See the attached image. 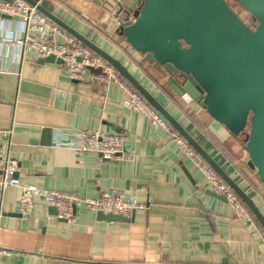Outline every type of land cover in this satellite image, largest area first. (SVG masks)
Segmentation results:
<instances>
[{"label": "crops", "instance_id": "1", "mask_svg": "<svg viewBox=\"0 0 264 264\" xmlns=\"http://www.w3.org/2000/svg\"><path fill=\"white\" fill-rule=\"evenodd\" d=\"M48 1L57 16L126 66L264 214L249 182L263 195L264 185L242 143L178 90L161 66L146 63L125 42L111 7L94 0ZM22 35L17 20L0 14V144L15 160L20 184L79 197L113 188L144 207L129 221L100 220L83 207L65 220L35 196L29 214L21 216L19 188L0 189V264H264V234L251 215L239 216L227 200L211 195L206 179L164 130L121 105V87L112 83L104 92L97 84L71 80L62 63L39 62L34 52H22L14 43ZM185 114L203 123L234 162ZM80 130L124 133L133 159L81 152L75 145Z\"/></svg>", "mask_w": 264, "mask_h": 264}, {"label": "water", "instance_id": "2", "mask_svg": "<svg viewBox=\"0 0 264 264\" xmlns=\"http://www.w3.org/2000/svg\"><path fill=\"white\" fill-rule=\"evenodd\" d=\"M25 1L108 61L229 185L264 228V214L253 199L126 66L57 16L48 0ZM94 1L114 10L120 35L146 63L161 66L178 90L232 135L245 131L241 146L264 185V0H233L257 21L254 26H249L226 0ZM42 61L61 63L53 55L40 58ZM210 192L226 200L224 195ZM132 216L97 212V218L106 221H129Z\"/></svg>", "mask_w": 264, "mask_h": 264}, {"label": "built area", "instance_id": "3", "mask_svg": "<svg viewBox=\"0 0 264 264\" xmlns=\"http://www.w3.org/2000/svg\"><path fill=\"white\" fill-rule=\"evenodd\" d=\"M0 14L14 18L22 26V38L14 42L22 49V52H34L37 59L53 55L54 59L61 60L71 80L97 84L104 92L112 83L121 87L126 92V97L121 101L123 107L144 115L154 130H164L167 139L176 144L180 155L206 179L211 191L224 195L232 210L239 216L248 213L229 185L187 144L168 120L102 56L25 0H0ZM239 15L248 23L244 15ZM8 133L4 132L3 135L8 137ZM127 139L122 132L80 130L75 145L81 152L97 154L103 160L129 161L133 159L134 154L133 151L125 150ZM2 144H0V189L19 188L17 210L21 216L29 214L35 196H41L46 205L55 207L57 217L65 220L72 219L75 210L81 207L94 212L114 213L126 218H129L135 210L144 207L136 198L113 188L100 189L94 197H79L74 193L60 190L22 185L15 174V160L9 156L7 148Z\"/></svg>", "mask_w": 264, "mask_h": 264}, {"label": "trees", "instance_id": "4", "mask_svg": "<svg viewBox=\"0 0 264 264\" xmlns=\"http://www.w3.org/2000/svg\"><path fill=\"white\" fill-rule=\"evenodd\" d=\"M228 2V4L234 8L236 11H237V7L241 8L238 4H236L233 0H226ZM237 7H236V6ZM242 9V8H241ZM249 26H254L257 24V21L254 20L253 18H249V21L247 23ZM183 111V110H182ZM185 116L198 128L200 129L202 132H204L205 134H207L212 140H213V144L215 145V147L221 152V154L225 157V158H228L231 162L233 161L234 162V157L231 156L230 152L222 145V143L215 139L212 135H210L208 133V131L206 130V127L203 125V123H200L198 120H196L194 118V116L192 114H185ZM243 135V136H246V133L245 131L242 132L241 134L235 136V138H237L241 143H244L245 142V137L244 139L242 140L240 138V136ZM238 172H240L239 175H244L243 171H240L238 170ZM249 184H251L252 187H254V192L259 196L260 198V201L262 202V209H264V195L262 194L263 192L258 189V187L252 183L251 181L249 182ZM244 190V189H243ZM245 191V190H244ZM246 192V191H245ZM239 198V197H238ZM240 199V198H239ZM243 203V202H242ZM245 206V205H244ZM246 207V206H245ZM248 213L251 215V217L253 218V220L255 221L256 225L260 228V230L262 231V233L264 234V228L262 227V225L259 223V221L255 218V216L249 211V209L246 207ZM262 211V210H261Z\"/></svg>", "mask_w": 264, "mask_h": 264}, {"label": "rangeland", "instance_id": "5", "mask_svg": "<svg viewBox=\"0 0 264 264\" xmlns=\"http://www.w3.org/2000/svg\"><path fill=\"white\" fill-rule=\"evenodd\" d=\"M235 6H236V5H235ZM236 7H237V6H236ZM237 12H238V14H242V15H244L245 20H246V21H249L250 16L248 15L247 12H245L243 9H241V8H239V7H237ZM244 137H245V136H243V135L240 136V138H241L242 140L244 139Z\"/></svg>", "mask_w": 264, "mask_h": 264}]
</instances>
